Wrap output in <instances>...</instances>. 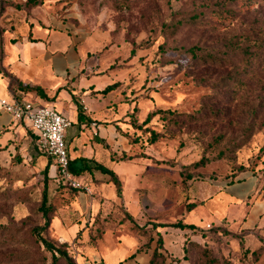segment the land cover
<instances>
[{
    "label": "rangeland",
    "instance_id": "obj_1",
    "mask_svg": "<svg viewBox=\"0 0 264 264\" xmlns=\"http://www.w3.org/2000/svg\"><path fill=\"white\" fill-rule=\"evenodd\" d=\"M74 2L104 38L94 52L99 68L118 75L117 85L104 93L111 96L109 109L119 116L117 127L130 147L109 155L123 158L113 163H133V176L147 179L126 190L127 198L131 191L136 196L134 225L123 216V205L105 203L106 196L94 193L100 206L87 222L92 225L86 244L126 242L132 258L153 240L159 264H264V212L243 228L246 216L217 217L213 200L208 201L213 216L208 215L203 194L222 180L253 174L252 197L264 203V0ZM85 134L91 137L90 130ZM29 147L43 154L35 144ZM24 159L20 149H0V264H62L42 240L61 242L40 207L43 167ZM74 178L81 191L107 183ZM48 186L47 203L56 210L59 194L70 187L56 181ZM188 214L196 216L194 228L179 232L168 226L176 232L164 249L157 229L184 222ZM72 244L82 245L78 239ZM77 249L69 250L74 261L84 254Z\"/></svg>",
    "mask_w": 264,
    "mask_h": 264
},
{
    "label": "crops",
    "instance_id": "obj_2",
    "mask_svg": "<svg viewBox=\"0 0 264 264\" xmlns=\"http://www.w3.org/2000/svg\"><path fill=\"white\" fill-rule=\"evenodd\" d=\"M11 1L23 6H5V0H0V95L15 96L24 101H31L34 97L50 103L71 120V125L65 131L70 160L82 157L88 163L98 162L105 166L114 164L109 168L117 174L123 186L120 197L110 182L86 185L90 192L76 189V192L59 194L58 201L62 203L57 205L50 220L51 232L61 242H67L71 252L77 249L72 244L74 239L81 241L77 252L79 250L84 254L74 256L76 264H148L151 252L155 249L153 240L149 248L132 258H128V255L133 252V248L126 242L112 244L102 241L98 246L86 244L87 231L92 225L88 226L87 222L93 219L100 206L94 193L106 196L105 203L112 200L119 206L123 205V216L126 212L133 216L138 211L136 196L131 191V197L127 198L126 190H133L136 185L147 182L143 176L139 179L133 176L137 172L133 163H113L109 155V151L110 154L128 151L130 145L123 135L124 130L117 127L119 116L116 111L109 109L113 104L110 94L101 92L118 80L117 71H101L98 66L94 52L101 47L104 38L91 23L87 25L85 17L76 10L74 0H38V4L30 6H25L27 0ZM104 75L108 77L99 84L98 81L102 80L99 77ZM34 88H40L42 92ZM86 130H90L91 137L85 134ZM30 143L35 144L32 132L22 122L13 120L9 113L0 110V149H20L24 160L34 159L43 167L49 157L44 154L37 156L30 147L25 149ZM48 176L49 184L57 182L52 160ZM86 176L101 182L108 178L98 171L92 174L84 172L76 177L83 179ZM256 187L257 177L253 174L222 180L203 193L207 197V208L204 207V210L212 215L209 209L215 205L212 209L217 217L246 216L242 227L249 228L264 212L263 199L257 197L254 200L252 197ZM249 197H252L253 202L246 212L245 204ZM209 200L214 201L211 207L208 205ZM216 205L224 212L217 211ZM239 207H243L241 213ZM195 217L188 214L183 223L191 224L192 220H196ZM169 228L172 227L157 229L163 239L164 249L169 248V235L176 232ZM79 236L81 238H77Z\"/></svg>",
    "mask_w": 264,
    "mask_h": 264
},
{
    "label": "built area",
    "instance_id": "obj_3",
    "mask_svg": "<svg viewBox=\"0 0 264 264\" xmlns=\"http://www.w3.org/2000/svg\"><path fill=\"white\" fill-rule=\"evenodd\" d=\"M0 110L9 113L13 120L22 122L32 132L38 150L52 160L57 181L61 177L72 187H82L68 170L70 157L65 143V131L71 125V120L66 115L49 104L5 95H0ZM83 188L90 192L87 186Z\"/></svg>",
    "mask_w": 264,
    "mask_h": 264
},
{
    "label": "trees",
    "instance_id": "obj_4",
    "mask_svg": "<svg viewBox=\"0 0 264 264\" xmlns=\"http://www.w3.org/2000/svg\"><path fill=\"white\" fill-rule=\"evenodd\" d=\"M38 2H39L38 0H27L25 2V6L26 5L30 6L32 4H38ZM13 5L16 8L23 6L22 4H16V3H14ZM116 85H117L116 82L112 83L110 85H107L101 92H105L109 89H112ZM34 89L40 90V88H34ZM43 96L45 97V99H48V97L45 94H43ZM123 134H125V133H123ZM115 156L116 155L114 153H112V156H111L112 160L123 159V158H119V157L116 159ZM50 164H51V159L48 158L47 162L44 164V166L42 168V171H43V173H42V175H43V188H42V193H41V205H40V207L42 208L43 214L44 215L47 214L48 218L46 219V222H47L46 225L48 228H50V220L54 216L53 212H55L54 205L51 203H49V204L47 203L48 202V188H49L48 183L50 182L48 172H49ZM68 170L72 173V175L74 177L79 176V175L83 174L84 172L92 174L93 171H98L103 175H107L108 178L105 181L112 183L113 186L115 187L116 195L119 197L121 196V183H120V180H119L117 174L111 168L105 166L102 163H98V162L88 163L84 158L80 157V158H76L74 160L69 161ZM57 183L63 184V185H65V184L68 185L70 187L68 189L69 193L76 192L77 188L72 187L67 181H64L61 177H59ZM46 207H47V209H46ZM48 213H49V215H48ZM125 218L134 224V220L129 213H127V212L125 213ZM161 226H166V225H161ZM167 226H173V227L180 228V229H192V228H194V225L186 224V223H183L181 221L176 222V223H172V224H168ZM42 240L44 241V244L47 247V249L52 251L53 260L57 259L55 254H58L59 257H61L62 264H76V262L74 261L72 256L69 255V244L67 242H60L59 245H56V244L51 243L45 239H42ZM159 241H162V240H160V238H159ZM162 246H163V244H162ZM158 257H159L158 248H155L152 252V255H151V258H150V261L148 264H159L157 261ZM59 260H60V258H59ZM160 264H162V263H160Z\"/></svg>",
    "mask_w": 264,
    "mask_h": 264
}]
</instances>
